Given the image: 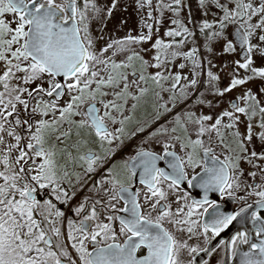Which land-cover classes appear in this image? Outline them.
Masks as SVG:
<instances>
[{"label": "snow or ice", "instance_id": "1", "mask_svg": "<svg viewBox=\"0 0 264 264\" xmlns=\"http://www.w3.org/2000/svg\"><path fill=\"white\" fill-rule=\"evenodd\" d=\"M197 3L205 50L223 41L225 53L244 51L226 87L207 71L202 83L212 99L197 87L198 49L180 50L194 35L180 18L185 0L155 5L157 25L163 10L173 13L169 42L153 41V25L144 21L146 33L112 35L118 0H0V264H198L217 247L222 264H264V190H257L264 184L248 185L255 207L241 198L244 207L225 213L209 199L210 192L231 197L240 188L241 161L264 180V86L214 111L216 97L264 81V67L253 66L254 56L264 62V0ZM145 6L152 20V0H140L138 8ZM213 9L219 11L210 22ZM230 25L235 39L227 37ZM149 41L151 48L135 47ZM153 50L144 59L141 53ZM179 60L191 61V77ZM205 106L210 114L200 111ZM142 107L151 119L137 118ZM137 133L147 135L135 154L105 168ZM249 175L255 180L257 172ZM184 184L203 198L190 197ZM238 217L251 231L213 245Z\"/></svg>", "mask_w": 264, "mask_h": 264}, {"label": "flooded vegetation", "instance_id": "2", "mask_svg": "<svg viewBox=\"0 0 264 264\" xmlns=\"http://www.w3.org/2000/svg\"><path fill=\"white\" fill-rule=\"evenodd\" d=\"M224 2L227 4L228 0H224ZM215 18L211 17L209 19L210 22L214 21ZM226 34L228 39H235V28L234 26H229L226 30ZM197 41H205L204 35L200 33L199 28L197 29ZM223 42V41H222ZM224 43V42H223ZM218 46V44L216 45V47ZM203 56V55H202ZM243 56H244V51L242 49H240L237 46V50L235 52H231L229 54H223V57L226 58L225 60V65H227L228 67H226L227 70H229V73L225 75H223V77L221 78V86L226 87L230 81L227 82L228 79H230V71L231 68L235 66V61L236 60H243ZM254 60H255V64L253 66L255 67H264V62H262L258 57L254 56ZM215 60L213 61V66L210 65V70L212 71V69H215ZM216 70H218V66L216 67ZM215 73V72H214ZM240 75H244V70L240 69L239 70ZM216 74V73H215ZM207 79V76L204 77L203 81H205ZM202 81V82H203ZM264 86V81H261L259 78L255 79V80H250L247 84L242 85V86H238L237 88L233 89L231 92H227L225 93V97H224V101H215L217 104V107L214 109V111L216 112H220L223 111L224 109L229 107L230 102L232 101H236L237 103H240V101L237 100V97L241 96L246 90L251 89L253 92H256L260 87ZM199 92H205L206 88L205 85L202 83V85L200 84L199 87ZM199 92L196 93V95H199ZM230 95H232L233 97H230ZM151 98H149V104H150ZM148 110V113H151V108L149 105L145 106ZM145 107H142L140 109V111H138L137 113V118L138 119H151L150 115H145ZM178 111V109H173V113ZM200 111L204 112L205 114H210L209 109L205 106V107H201ZM171 113L169 114L168 118H171ZM242 119L245 120L244 123H242L240 125V131L241 132H245L246 130V118ZM259 117H257L255 120H253V125H254V131L255 129V125L258 123ZM159 123V122H158ZM153 127H156V125H154ZM135 129V124H130L127 128V132H131ZM147 133H137L135 136H133L131 139H125V143L124 146L122 148H120V150L116 153L115 156H112L109 160V163L107 165H105V168L107 167H111L112 164H119L122 161L126 160L128 158V156L130 155H134L135 154V150L138 146L142 145V142L145 140ZM143 146L145 148H148L150 150H156L159 151L158 147H155L152 144H143ZM256 150L259 152L262 149L259 146V142L256 141ZM97 151H99V149H97ZM103 154V153H101ZM217 155H220V158L223 159V155L221 154L220 149H217ZM258 163H262L264 164V162H259ZM161 166H163V164H161ZM240 167L243 169L244 174L243 176L239 177V182H240V188L239 189H234L233 191V195L231 197H229L227 194H225L223 197L220 196V194L217 192H214L215 194L211 195L209 197V199H211L212 201H214L215 203H217L220 206V209H225L226 213H233L235 211H238L241 207L245 206L244 200L241 198H246L248 202L252 203L253 205L255 204V201L257 199V197L249 195V193L253 190L252 188L248 187V185L251 184H264V180H261V173L259 171V169H256L254 167H252L251 165L244 163L243 161H241ZM197 172H200V169L196 170ZM255 171L257 172V176L255 178V180H253V178L249 175V172ZM104 172V169H101L100 172H98L94 179H100L101 174ZM182 189L184 191H187L190 195V197H194V192L198 191L200 192L201 189L199 188H188L187 184L182 185ZM257 190H264V189H257ZM201 193V192H200ZM63 207V206H61ZM66 211V215L68 217H71L73 215V213L68 210L65 209ZM209 211L211 212L212 210L209 209ZM261 215H264V210H261ZM241 218H237V221H233V224L229 226L228 229H226L224 232L221 233V235L219 237H216L215 240L212 241L213 245H218L220 241H228L231 239V237L233 235L236 234V232L238 230H244V228H247L251 231L252 225L251 222H247L246 224L242 225L241 223H239V220ZM191 243V242H190ZM245 249L247 248V246H244ZM200 257H203L204 253L200 254ZM226 259L224 252L222 250V248L217 247V250L215 252H212L211 254H207L204 258L202 259H198V264H204L205 261H207V264H222V262ZM229 264H236V262L233 261H229Z\"/></svg>", "mask_w": 264, "mask_h": 264}, {"label": "rangeland", "instance_id": "3", "mask_svg": "<svg viewBox=\"0 0 264 264\" xmlns=\"http://www.w3.org/2000/svg\"><path fill=\"white\" fill-rule=\"evenodd\" d=\"M140 0H118L117 8L113 11V18L109 22V31L112 35L118 38H123L127 34L131 33L133 36H137L140 34L141 30H143L145 33L147 32L146 28H141V22L144 21L146 23H151L153 25V41L157 38L163 39L165 42H169L171 40L170 37H167L164 35L165 32H167L169 29L175 28V26L171 23V19L174 18L173 13L167 10H163V17L161 19V22L159 25H157L156 20L160 19V12L155 10V5L157 4L158 0H152L153 7L151 9L152 11V20H148L147 13L150 10L147 6L140 9L138 8V3ZM172 0H163V3L169 4ZM101 4H111V0H100ZM219 10L213 9V12H210L207 16V19H210L211 17L215 18V13ZM180 18L184 20L186 26L194 33L193 36L188 37V42L186 45L181 48V51H190L192 48H197L198 53L196 55V59L203 64V74L198 76V85H202V81L204 77H206L207 71L210 69V65L208 63L209 60H211V65L213 64V61L215 60V69H212L213 72H215L217 75L220 76L219 81V87L221 86V78L224 73L228 74L229 70L225 67V60L226 58L223 57V54H229L225 53L223 51V42L218 41L215 42L212 46L214 48V51L212 53H208L205 50V43L206 41H197V29L200 28V24L202 22L203 13L198 8L197 0H185V7L180 12ZM121 21H125L126 23H123L121 25ZM157 27L159 28V32H156ZM177 40L180 39V37H176ZM153 41H149L148 44L145 45H138L135 46L138 49L140 47H146L151 48V44ZM218 46L216 47V45ZM144 56V59L150 60L152 55H154V50L152 52H144L141 53ZM203 55V56H202ZM178 63H186L187 67L183 70V75L191 77V68L192 64L191 61H184L179 60ZM213 66V65H212ZM218 66V70H216V67ZM152 71H155L152 69ZM173 71H179L178 68L173 69ZM197 72H200V69H196ZM230 81V79L227 80V82ZM206 95H208L209 99H212L210 95V89L205 91ZM224 97H216L215 101H224ZM230 97H233L230 95ZM165 98H167V94L165 93Z\"/></svg>", "mask_w": 264, "mask_h": 264}, {"label": "water", "instance_id": "4", "mask_svg": "<svg viewBox=\"0 0 264 264\" xmlns=\"http://www.w3.org/2000/svg\"><path fill=\"white\" fill-rule=\"evenodd\" d=\"M201 192V193H200ZM200 192H199V190L198 191H195L194 192V195H195V198L196 199H202L203 198V191L202 190H200ZM213 194H215L214 192H210L209 193V197L211 196V195H213ZM217 194H218V192H217ZM211 200V199H210ZM254 207H255V204H254ZM221 210V209H220ZM221 211H223V212H225L226 213V211H225V209H222ZM252 211V209H249V212H251ZM238 218H240V217H238ZM207 254L206 253H204V255H203V257H197L198 259H202V258H204L205 256H206Z\"/></svg>", "mask_w": 264, "mask_h": 264}]
</instances>
